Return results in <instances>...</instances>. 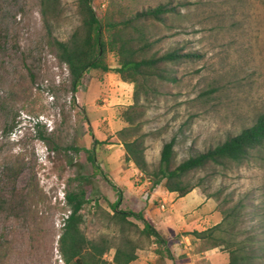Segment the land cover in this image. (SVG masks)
<instances>
[{
	"label": "rangeland",
	"instance_id": "obj_1",
	"mask_svg": "<svg viewBox=\"0 0 264 264\" xmlns=\"http://www.w3.org/2000/svg\"><path fill=\"white\" fill-rule=\"evenodd\" d=\"M171 1L181 4L180 14L162 30L159 49L184 47L201 57L176 67V80L162 95L141 100L144 115L136 127L151 169L174 136L180 163L264 114V0ZM92 3L103 17L109 0ZM42 7L41 0H0V264H63L58 240L70 213L65 193L78 188L89 200L85 235L116 244L129 236L138 245L132 264H173L169 253L210 264L204 251L213 250L190 232L219 223L222 210L241 197L251 198L243 230L264 234V150L238 167L218 168L184 197L163 185L152 188L150 177L125 160L122 111L134 103V85L115 72L117 56L109 53L110 71H88L73 93L67 66L47 47ZM57 10L55 35L65 41L80 25L77 0H59ZM120 196L119 208L143 213L168 238L167 247L140 234L142 220L129 218L137 229L112 218L111 203ZM227 200L232 203L223 205ZM219 252L225 264L228 255Z\"/></svg>",
	"mask_w": 264,
	"mask_h": 264
},
{
	"label": "trees",
	"instance_id": "obj_2",
	"mask_svg": "<svg viewBox=\"0 0 264 264\" xmlns=\"http://www.w3.org/2000/svg\"><path fill=\"white\" fill-rule=\"evenodd\" d=\"M93 0H77L80 25L67 40L55 35V21L59 0H41V14L46 30V44L52 55L67 66L70 87L77 93L83 76L90 70L110 71L107 55L113 53L118 58L115 72L122 81L134 85V103L122 111L128 126L120 131L123 136L125 160L150 177L152 188L163 185L170 193L179 197L189 194L203 182L211 180L209 174L218 168L224 170L231 166L247 163L254 152L264 150V114L256 122L239 134L228 136L215 147L190 155L180 163L176 160L175 145L177 137L166 141L161 148L158 166L151 169L145 158V137L137 131L138 123L144 115L145 106L141 100L162 95L166 83L175 82V68L195 62L201 55L187 51L184 47L161 51L159 44L165 40L162 30L172 26L180 14L181 4L169 0L150 5V0H109L107 10L100 17L93 7ZM143 5V6H142ZM142 6V7H141ZM141 7V8H140ZM38 125V124H37ZM41 139L45 136L40 135ZM95 165L94 157L88 156ZM206 172L194 180V175ZM251 198L241 197L237 202L222 210L223 219L204 230H193L191 236L204 242L209 249L219 248L227 253L225 264H264V234L257 228L243 230L248 203ZM121 196L111 203L112 218L123 227L138 225L129 220H142L139 229L146 239H153L158 247H167L168 238L150 224L141 212L126 211L119 208ZM89 202L84 188L66 190L65 203L70 213L64 219L58 240V249L65 264H132L138 259V245L124 235L118 244L101 236L89 239L83 232V209ZM232 203L224 201L223 205ZM125 229V228H124ZM114 251L111 259L106 255ZM159 255L163 251L157 250ZM173 264H186V256L175 258L168 254Z\"/></svg>",
	"mask_w": 264,
	"mask_h": 264
},
{
	"label": "crops",
	"instance_id": "obj_3",
	"mask_svg": "<svg viewBox=\"0 0 264 264\" xmlns=\"http://www.w3.org/2000/svg\"><path fill=\"white\" fill-rule=\"evenodd\" d=\"M212 250L213 251H204V254L206 255L205 257H208L210 259V264H223L224 263V260H223L224 256L219 252L220 249L219 248H214ZM189 260L190 261L188 263H186V264H194V263H192L193 260L191 258H189Z\"/></svg>",
	"mask_w": 264,
	"mask_h": 264
},
{
	"label": "built area",
	"instance_id": "obj_4",
	"mask_svg": "<svg viewBox=\"0 0 264 264\" xmlns=\"http://www.w3.org/2000/svg\"><path fill=\"white\" fill-rule=\"evenodd\" d=\"M64 264V263H63Z\"/></svg>",
	"mask_w": 264,
	"mask_h": 264
}]
</instances>
